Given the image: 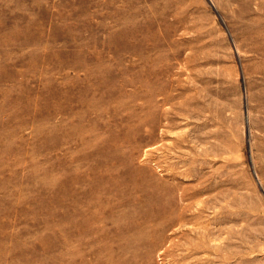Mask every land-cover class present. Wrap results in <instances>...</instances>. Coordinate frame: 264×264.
<instances>
[{
    "label": "rangeland",
    "instance_id": "1",
    "mask_svg": "<svg viewBox=\"0 0 264 264\" xmlns=\"http://www.w3.org/2000/svg\"><path fill=\"white\" fill-rule=\"evenodd\" d=\"M160 182L175 222L120 207L119 257L117 191ZM221 203L264 264V0H0V264H200L177 222Z\"/></svg>",
    "mask_w": 264,
    "mask_h": 264
},
{
    "label": "bare ground",
    "instance_id": "2",
    "mask_svg": "<svg viewBox=\"0 0 264 264\" xmlns=\"http://www.w3.org/2000/svg\"><path fill=\"white\" fill-rule=\"evenodd\" d=\"M161 183L163 182H160V184ZM165 184L166 183L164 182L163 185ZM165 186H167L166 192L163 191V193L154 189H148V190L136 189V191L134 192L133 191H129L130 193L126 192L129 193V196H123L124 194L122 190L117 191L114 199V206H115V223L117 227L115 229V234L118 236L117 254L119 255V257H122V255H124L128 251L129 248L127 247L128 241H132L135 237L141 238L148 235L147 234L148 230L144 228L141 234L133 235L130 237L129 235H126L125 236L126 244L124 241H121L120 237L129 231L131 225L137 224L138 220L136 222L134 221V223L132 224L130 222H127V225L124 226L123 221H125V218H129L128 217L129 213H131L134 210L133 208H127L122 211L120 210V207L126 206L128 204L144 203L145 199L152 201V203L142 205L144 212L141 211V209H139V211L143 212V214L141 213L142 214L141 218L144 219L145 221L157 222V228L154 232L158 234L159 239L161 238L162 235V232L160 231L163 230L165 227L172 226L173 222H175V220L168 222L164 217L165 212L167 213L166 206L169 207L173 205V201L171 197L174 194L171 195L170 199L167 197V195L168 194L170 195L175 190L174 187H172L170 184ZM211 188L212 187L209 185H205L203 187H200L199 189H193V190H191L186 186L179 187L176 192L178 193L177 196L179 197L180 201L183 202L184 211L194 210V217H197L198 219L203 217L205 207L210 205L209 203L210 198L209 197L205 198L203 196L208 192H210ZM157 203L158 206H156L155 208L154 205ZM151 205L155 208V210L152 213H148L147 210H149L150 207H152ZM139 211L137 210V212ZM180 215H182V213ZM198 219L197 221L194 222H189L190 220L189 221L180 220L178 222L176 221L177 223H179L178 224L179 227H183V226L185 227L186 225H189L191 231H195L196 234H198V236L200 237L201 240L199 243H197V247L199 248L198 252L201 254V258H199L201 259V261H198V263L200 262V264H229V260L233 258L236 264H240L241 261H243L242 260L243 252L241 249V245L238 244L242 240L241 233L240 230L238 229L234 234V237L232 238L230 237L229 228L226 225L225 207L223 206V204L222 203L220 204V209L217 211V215L214 218L209 217L205 221L204 220L199 221ZM234 241L238 242L237 243L238 248L236 247L237 250L235 248V250L233 251L231 250L230 252L229 246L231 245L232 242L234 243ZM196 250L193 249V252ZM195 254H197V252Z\"/></svg>",
    "mask_w": 264,
    "mask_h": 264
}]
</instances>
